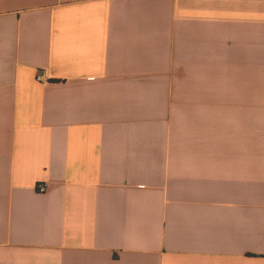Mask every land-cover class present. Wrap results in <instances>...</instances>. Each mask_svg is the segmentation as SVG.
Masks as SVG:
<instances>
[{"label": "crops", "instance_id": "0c3cea01", "mask_svg": "<svg viewBox=\"0 0 264 264\" xmlns=\"http://www.w3.org/2000/svg\"><path fill=\"white\" fill-rule=\"evenodd\" d=\"M0 264H264V0H0Z\"/></svg>", "mask_w": 264, "mask_h": 264}, {"label": "built area", "instance_id": "2783aa9c", "mask_svg": "<svg viewBox=\"0 0 264 264\" xmlns=\"http://www.w3.org/2000/svg\"><path fill=\"white\" fill-rule=\"evenodd\" d=\"M38 189H39L40 192H45L46 191V187L44 185H40Z\"/></svg>", "mask_w": 264, "mask_h": 264}]
</instances>
